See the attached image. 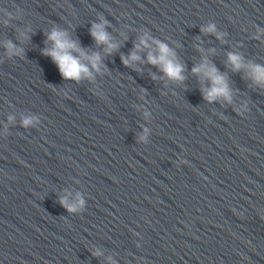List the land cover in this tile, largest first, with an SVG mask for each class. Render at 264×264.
I'll return each instance as SVG.
<instances>
[{"label":"clouds","instance_id":"1","mask_svg":"<svg viewBox=\"0 0 264 264\" xmlns=\"http://www.w3.org/2000/svg\"><path fill=\"white\" fill-rule=\"evenodd\" d=\"M100 23H93L90 29V34L97 46L104 45V52L111 54L117 49L118 44L112 41V37L105 30L108 22L100 17ZM201 31L214 33L215 26L209 25L207 28H202ZM26 38V37H25ZM149 37L145 35L140 38L139 42L134 45V51L130 53L128 58L121 57L125 66H131L132 62L139 61L141 57L137 54L142 48L149 49ZM47 42H50V47L43 50V55L51 57L52 61L59 69L60 75L65 80H73L76 82L84 78L92 79L93 71H100L101 56L98 52L84 49L80 46L78 40H73L69 37L67 31L58 30L54 28L47 34ZM156 45L155 50H150L147 53V62L151 65L157 66L164 75L177 82H182L185 79L183 75L184 66L175 59L174 52L168 47L167 44L153 40ZM6 48L9 54L14 51V45L9 41L6 43ZM20 49H15L16 54L20 53ZM227 62L231 65L234 72L245 70L246 75L257 85L264 87V65L243 62V58L236 53H228ZM192 73L198 75L201 83L205 80L210 82V87L201 89L204 99L208 102L215 101L219 98H224L226 101L231 102L230 89L228 87L227 78L221 74L220 71L207 60L198 66L192 68ZM156 77L153 76V79ZM11 120L12 118L9 117ZM32 123V119H25L24 126ZM59 203L65 207L69 212H75L78 207L84 203L77 194L75 203H69L66 196L61 197ZM98 255L99 253H95Z\"/></svg>","mask_w":264,"mask_h":264}]
</instances>
